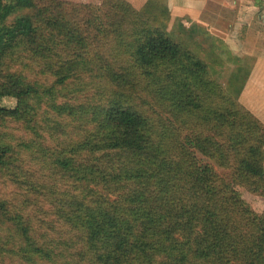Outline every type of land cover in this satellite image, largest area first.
I'll use <instances>...</instances> for the list:
<instances>
[{
	"label": "trees",
	"instance_id": "16d2710c",
	"mask_svg": "<svg viewBox=\"0 0 264 264\" xmlns=\"http://www.w3.org/2000/svg\"><path fill=\"white\" fill-rule=\"evenodd\" d=\"M239 68L226 94L127 0H0V264H264Z\"/></svg>",
	"mask_w": 264,
	"mask_h": 264
},
{
	"label": "crops",
	"instance_id": "0c3cea01",
	"mask_svg": "<svg viewBox=\"0 0 264 264\" xmlns=\"http://www.w3.org/2000/svg\"><path fill=\"white\" fill-rule=\"evenodd\" d=\"M127 1L141 13L148 12L149 5L163 7L168 13H164V17L168 16L169 26L177 21L178 25L183 23L186 27L196 24L199 28L204 26L220 31V42L224 44V53L228 58L251 61L249 65L245 62L242 65L248 73L238 100L264 123V0ZM219 3L220 19L212 14L213 18L204 20L205 14L214 13L212 4L218 6ZM213 21L220 23L213 24ZM202 31L205 32L204 29Z\"/></svg>",
	"mask_w": 264,
	"mask_h": 264
},
{
	"label": "rangeland",
	"instance_id": "374dc122",
	"mask_svg": "<svg viewBox=\"0 0 264 264\" xmlns=\"http://www.w3.org/2000/svg\"><path fill=\"white\" fill-rule=\"evenodd\" d=\"M70 1L93 2V3L99 2V0H70ZM212 5L214 7H212L211 10L214 13L205 14L203 18L204 20H209L212 14L215 15L214 18L220 19V8H219L220 3L218 6H215L214 4ZM164 10L165 9L163 7L154 8L153 6L149 5L148 12L144 11V13L142 14L148 17V19L154 22L157 26H161L165 31L171 33L176 40L181 41L183 45H185L187 48L192 50L198 56L202 57L210 65L212 69L211 70L212 75L217 80V83L220 85L222 91L230 95L235 94L238 87H234L236 83L233 85H231L230 83L232 80H234L232 79L233 77L232 73L241 69L239 67L242 66L244 62L249 65L251 61L248 60L241 61L240 58H238L237 60H234L233 58H228V56H226V54L224 53V51H226L224 50V44L220 42V31L211 28L209 29L204 26L203 28H199L196 24H192L186 27L182 25L183 23L181 25L180 24L178 25L177 21H173L174 23H172V25L169 26L170 21L168 19V16L164 17V13L167 15L168 13L165 12ZM206 23H210V21H206ZM212 23L218 24L220 23V21H213ZM197 29L199 31H202V29H204L205 34L198 32ZM186 33H188L190 37L187 36ZM200 35L203 36L200 37ZM196 36L199 37L194 38ZM238 72H239L238 74L236 73L234 74L235 78H237L236 82L241 81V75H243L240 73V71ZM238 99H239V95H238ZM202 159L204 160V158ZM212 166L220 174H224L227 172V170L223 169L222 167L219 168L217 165L214 164H212ZM239 191L242 193L243 198L248 202V204L251 206V208L254 211L258 213L264 212V197L250 193L243 187H239Z\"/></svg>",
	"mask_w": 264,
	"mask_h": 264
}]
</instances>
